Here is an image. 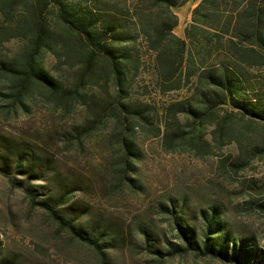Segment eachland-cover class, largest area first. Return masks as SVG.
<instances>
[{
  "label": "trees",
  "instance_id": "1",
  "mask_svg": "<svg viewBox=\"0 0 264 264\" xmlns=\"http://www.w3.org/2000/svg\"><path fill=\"white\" fill-rule=\"evenodd\" d=\"M94 1L0 0V96L10 115L41 107L70 117L75 108L86 106L87 119L97 128L105 122L101 115L105 112L119 142V169L132 182L129 173L135 171L138 159V132L161 137L166 151L202 157L210 153L203 122L217 107L228 110L231 104L257 114L239 101L246 90L247 68L264 64V0H194L199 2L184 37L174 31L179 24L174 7L191 0H114L109 12H97ZM14 40L20 47L5 53V43ZM138 40L149 59L137 46ZM51 55L56 64H78L69 85L47 68ZM140 76L145 84L138 92ZM97 90L100 104L91 100ZM175 91H185L184 98L171 99L162 106L149 99L154 93L164 97ZM183 115L185 123L180 121ZM154 116L160 118L155 126ZM217 130L221 133L216 141L221 144L222 134L227 132L224 122ZM86 131L83 129L81 136H86ZM39 155L25 143L12 146L0 137L2 173L22 171L33 179H45L51 166L48 158ZM25 191L31 202L47 210L59 229L102 258L106 249L115 247L116 238L99 222L90 227L77 222L87 207L74 202L67 206L68 193L73 191L61 185L41 201L34 198L31 184ZM175 211L173 225L183 244L157 246L161 242L157 232L147 227L140 231L145 248L161 260L194 252L230 264H264L263 251L251 237L237 239L216 206L201 211L202 242L195 228Z\"/></svg>",
  "mask_w": 264,
  "mask_h": 264
},
{
  "label": "rangeland",
  "instance_id": "2",
  "mask_svg": "<svg viewBox=\"0 0 264 264\" xmlns=\"http://www.w3.org/2000/svg\"><path fill=\"white\" fill-rule=\"evenodd\" d=\"M113 1L95 0V10L109 12ZM196 4L191 0L174 7L179 16L176 34L184 36ZM20 45L16 40L6 42L3 50L8 54ZM137 46L149 59L140 40ZM56 61L48 56L47 68L69 85L78 64ZM247 69L246 90L239 102L257 114L231 104L228 110L217 107L214 115L203 122L210 153L202 157L166 151L161 137L149 131L138 132V159L135 171L129 173L133 183L119 169V142L105 112L101 114L105 122L97 128L88 121L86 106L75 108L70 117L41 107L15 116L8 113L0 96V137L12 146L25 143L41 158H48L51 166L48 176L39 180L22 171L0 172V264H230L194 252L161 260L145 248L140 233L142 227L157 232L161 236L157 246L164 248H171L170 242L183 244L173 225L172 210H176L195 228L202 242L201 211L211 206L217 207L237 239L251 237L264 253V64ZM144 84L138 77V92ZM184 92L164 97L154 93L153 99L148 98L162 106L171 99L184 98ZM92 96L91 100L100 104V91ZM180 121L187 122L186 117L180 116ZM152 122L155 126L160 118L154 116ZM221 122L227 132L222 134L220 144L216 140ZM83 129L87 130L86 136H81ZM27 184L33 186L37 201L54 194L61 185L73 191L68 193L67 206L74 202L87 207V213L77 222L89 227L99 222L116 238L115 247L106 249L102 258L90 246L71 238L41 204L31 202L25 191Z\"/></svg>",
  "mask_w": 264,
  "mask_h": 264
},
{
  "label": "crops",
  "instance_id": "3",
  "mask_svg": "<svg viewBox=\"0 0 264 264\" xmlns=\"http://www.w3.org/2000/svg\"><path fill=\"white\" fill-rule=\"evenodd\" d=\"M198 2H199V1H197V4H198ZM197 4H196V5H197ZM196 5H195V6H196ZM185 27H186V26H185ZM178 35H179V36H181V37H184V36H183V35H181V34H178ZM184 35H185V34H184Z\"/></svg>",
  "mask_w": 264,
  "mask_h": 264
}]
</instances>
